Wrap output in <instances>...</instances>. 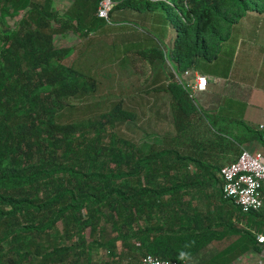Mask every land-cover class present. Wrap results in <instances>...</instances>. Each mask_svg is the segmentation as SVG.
Here are the masks:
<instances>
[{
  "label": "trees",
  "instance_id": "obj_1",
  "mask_svg": "<svg viewBox=\"0 0 264 264\" xmlns=\"http://www.w3.org/2000/svg\"><path fill=\"white\" fill-rule=\"evenodd\" d=\"M99 2L74 0L59 17L52 0H0V264H32L34 259L38 264L64 263L68 247L41 254L39 240L49 242L50 232H58L60 225L66 238H72L76 229L84 245L83 230L95 231L102 222L110 223L125 246H129L131 236L138 242L139 255L134 257L138 264L146 255L183 264L189 254L175 248V240L165 230L170 226L166 221L172 217L171 208L185 206L177 192L219 186L214 174L220 167L205 165L200 154H181L179 141L172 142L176 146L166 144L170 149L152 145L144 153L118 136L114 132L116 122L135 116L120 102L108 111L101 110L99 103H89L84 109L87 116L76 110V102L85 101L96 91V79L88 74L80 58L69 66L63 64L71 50L55 47L53 38L67 28L69 20H74L86 35L95 32L92 24ZM253 2L118 0L113 1L110 14L125 7L161 9L174 30L171 47L166 54L158 47L137 54H151L157 60L164 57L179 73L196 71L206 63L218 71L219 77L226 78L235 62V51L230 50L232 58L225 59L223 47L232 27L249 10L258 9ZM102 21L99 25L105 24ZM54 24L59 29L53 28ZM167 91L180 135L184 123L197 112L188 93L175 81ZM106 101L100 104L106 105ZM240 121L244 130L264 144L262 133ZM214 131L222 151L233 147L219 135V126ZM190 163L198 173L190 176L187 171L179 172ZM173 166H179L174 177L170 175ZM201 172H208L206 180L198 176ZM237 214L247 223L254 220V226L264 224V208L246 215L239 210ZM224 232L238 236L239 249L236 252L231 246L221 251L219 264L247 251H264V245H259L247 230L225 225ZM113 244H105L112 257ZM231 250L234 256H229ZM110 264L115 262L111 260Z\"/></svg>",
  "mask_w": 264,
  "mask_h": 264
},
{
  "label": "rangeland",
  "instance_id": "obj_2",
  "mask_svg": "<svg viewBox=\"0 0 264 264\" xmlns=\"http://www.w3.org/2000/svg\"><path fill=\"white\" fill-rule=\"evenodd\" d=\"M73 2L74 0H52V6L60 17ZM253 5L258 9L249 10L232 27L229 39L223 47L227 53L225 59L232 58L229 56L230 50L235 51L233 56L235 62L225 78L226 81L214 82L213 78H219V74H216L218 71L206 63H203L205 67H198L195 71L207 79L214 77H211V81L209 79L205 90L194 93L193 98L190 99L197 114H193L186 124L184 123L180 135L175 128L170 106L171 98L167 91V86L175 81L174 74L179 75V72L174 71L170 61L164 57L157 60L151 54L142 56L137 54L153 47H158L165 54L168 52L174 34L171 26L162 16L163 11L153 6L148 10L126 7L116 9L109 15L110 23L106 24L104 21V26L99 25L100 20L95 14L97 20L94 19L92 28L97 30L87 35L74 20L66 21L67 28L59 30L53 38L55 47L71 50L62 63L69 66L80 58V63L88 74L96 79L97 84L96 91L88 99L81 102L74 101L78 103L75 105L76 110L82 115L84 112V116H87L88 112L84 109L89 103V105L99 103L97 106H101V110L108 111L112 104L120 102L122 108L132 111L135 116L133 119L117 121L114 132L144 153L152 145L159 146L157 149H160L169 146L166 144L173 145L172 142L179 141L178 146L182 143L179 148L181 154L186 155L187 152L194 156L200 154L203 161L209 162L219 160L221 162L219 167L232 162L242 148L264 155V144L255 140L251 133L239 125L241 117L238 115L247 107L250 113L261 112L257 115V120H261L260 122L264 124V100L260 99L264 98V0H254ZM83 27L89 28L88 25ZM53 28L59 29L55 24ZM230 96L235 98L231 97V99ZM105 100L108 101L102 106L100 101ZM223 119L225 121L221 123L219 120ZM243 123L252 131L262 133L264 142V125L261 127L250 122L243 121ZM217 126H219V135L225 138V143L233 145L230 149L222 151V147L219 148L218 134L214 131L217 130ZM178 168L179 166H173L170 172L172 177L177 175L175 173ZM186 171L190 176L198 173L191 163L186 170H179L182 174ZM195 191L209 193L207 195L215 198L209 200L215 203L214 206H219L217 184L215 187L209 186ZM236 226L255 236H264V224L259 226L249 222L247 224V220L242 217L238 219ZM57 227L58 232H50L49 242L44 238L39 240L38 249L39 253L44 254L45 251L54 248L68 247L69 254L61 264H110L111 260L115 264L139 263L134 261V257L139 255L138 248H133L131 251L122 244L109 222H102L95 231H91L90 228L84 229L82 232L84 245L78 239L76 229L72 231L75 232L71 235L72 238H66L60 232L61 226ZM108 241H114L113 257L108 254L105 246ZM137 243L131 236L129 244ZM30 252L35 253L34 248H30ZM38 263L37 259L32 262V264ZM237 264H264V251H250Z\"/></svg>",
  "mask_w": 264,
  "mask_h": 264
},
{
  "label": "crops",
  "instance_id": "obj_3",
  "mask_svg": "<svg viewBox=\"0 0 264 264\" xmlns=\"http://www.w3.org/2000/svg\"><path fill=\"white\" fill-rule=\"evenodd\" d=\"M174 34V30L172 29ZM235 54V53H234ZM232 67V66H231ZM230 67V70H231ZM229 70V72H230ZM229 74V73H228ZM213 78V76H211ZM211 77H208L211 81ZM215 80H225V78L216 77ZM208 86V85H207ZM235 98L230 96V98ZM231 98V99H232ZM263 99L264 98H260ZM245 103V102H244ZM246 104V103H245ZM244 104V107H245ZM232 109H235L231 107ZM212 110V108H207ZM244 112L238 115L241 117L242 121L250 122L253 125L263 126L261 120H257V115H260L261 112L250 113L247 107L244 108ZM212 113V112H211ZM255 116V117H254ZM260 118V117H259ZM239 147V146H238ZM240 148V147H239ZM244 149V148H242ZM237 158V157H236ZM236 158L233 160L235 161ZM232 161V162H233ZM230 162V163H232ZM207 166H215V169H219V160L217 161H203ZM228 163V164H230ZM227 165V164H226ZM225 166V165H223ZM223 166H220L223 167ZM208 172L203 174L202 172L199 177H202L203 180H206ZM215 178L218 181L219 189V206H214L215 203L211 199H215L212 195H207L209 193L200 192V191H179L177 196H181L183 202L185 203L184 207H173L171 208L172 217L166 222L170 224L168 229H165L166 232L171 234L170 237L175 240L173 246L175 248H180L181 253L189 254L187 258H184L183 264H202L205 262H213L219 264V253L223 250L235 246V251L238 252V236L233 234H228L224 232V226L233 225L236 226L238 223V214L239 209L232 203L224 200L220 196V185L221 181L218 176V171L215 170ZM200 195V196H199ZM201 197V198H200ZM165 198H168L165 196ZM209 198H211L209 200ZM221 201V202H220ZM263 209V208H262ZM176 211V214L173 212ZM180 213L182 215H180ZM257 213V212H256ZM179 214V215H178ZM240 214H242L240 212ZM244 215V214H242ZM249 223H253L254 220H249ZM248 224V223H247ZM198 233V234H197ZM235 239H232V238ZM182 241H178V239ZM190 240L192 242H190ZM137 244H129V250L133 251V248H136ZM250 251H247L243 254H239L237 257H231L229 260L225 259L224 264H237L243 257H245ZM234 251L229 252V256H234Z\"/></svg>",
  "mask_w": 264,
  "mask_h": 264
},
{
  "label": "built area",
  "instance_id": "obj_4",
  "mask_svg": "<svg viewBox=\"0 0 264 264\" xmlns=\"http://www.w3.org/2000/svg\"><path fill=\"white\" fill-rule=\"evenodd\" d=\"M113 0H100L96 17L109 24V15ZM175 75L179 84L193 98L194 93L206 89L209 79L198 75L195 71L187 70ZM218 176L221 181L222 198L235 205L242 214L259 212L264 208V155L241 149L236 160L220 168ZM259 245H264V236L256 235ZM141 264H176L146 255Z\"/></svg>",
  "mask_w": 264,
  "mask_h": 264
}]
</instances>
